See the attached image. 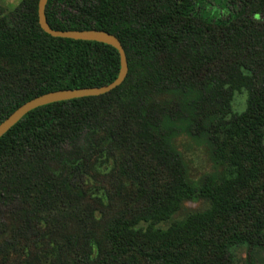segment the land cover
Here are the masks:
<instances>
[{
	"label": "trees",
	"instance_id": "trees-1",
	"mask_svg": "<svg viewBox=\"0 0 264 264\" xmlns=\"http://www.w3.org/2000/svg\"><path fill=\"white\" fill-rule=\"evenodd\" d=\"M38 2L0 6V123L36 96L119 74L113 46L45 33ZM45 12L55 30L116 35L129 72L0 138V264H237L239 248L264 252V0H49ZM176 125L207 138L219 173L189 179ZM194 200L208 207L172 221Z\"/></svg>",
	"mask_w": 264,
	"mask_h": 264
},
{
	"label": "water",
	"instance_id": "water-1",
	"mask_svg": "<svg viewBox=\"0 0 264 264\" xmlns=\"http://www.w3.org/2000/svg\"><path fill=\"white\" fill-rule=\"evenodd\" d=\"M49 0H39L38 2V18L41 29L57 38H68L74 40L96 41L105 43L116 48L120 55V70L117 78L107 85L100 87H86L74 89H61L34 97L33 99L25 102L11 113L5 120L0 123V138L11 130L25 115L30 111L55 102L72 100L76 98H84L91 96H100L111 92L119 87L125 81L128 72L129 64L125 49L120 39L107 31L89 29V30H55L53 29L46 17V5Z\"/></svg>",
	"mask_w": 264,
	"mask_h": 264
},
{
	"label": "rangeland",
	"instance_id": "rangeland-1",
	"mask_svg": "<svg viewBox=\"0 0 264 264\" xmlns=\"http://www.w3.org/2000/svg\"><path fill=\"white\" fill-rule=\"evenodd\" d=\"M22 0H0V6L7 10L15 9ZM246 92L238 93L233 100V109L236 112H242L246 108ZM173 134L170 138L172 146L177 149L186 164L189 179L193 183H199L200 180L209 174L219 173L222 165L216 164L211 157V144L204 136H192L182 130V125H176L172 129ZM208 207L205 201H187L183 203L180 211L172 217V221L183 219L187 214L203 210ZM169 224H163L166 228ZM237 264H264V252H250L242 247L236 250Z\"/></svg>",
	"mask_w": 264,
	"mask_h": 264
}]
</instances>
